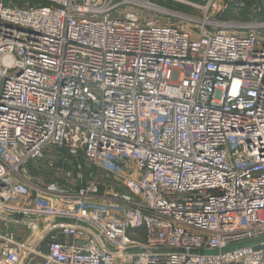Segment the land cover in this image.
Masks as SVG:
<instances>
[{
	"label": "built area",
	"instance_id": "built-area-1",
	"mask_svg": "<svg viewBox=\"0 0 264 264\" xmlns=\"http://www.w3.org/2000/svg\"><path fill=\"white\" fill-rule=\"evenodd\" d=\"M42 1L0 0V264H264V38ZM50 145L127 189L34 181Z\"/></svg>",
	"mask_w": 264,
	"mask_h": 264
},
{
	"label": "rangeland",
	"instance_id": "rangeland-1",
	"mask_svg": "<svg viewBox=\"0 0 264 264\" xmlns=\"http://www.w3.org/2000/svg\"><path fill=\"white\" fill-rule=\"evenodd\" d=\"M2 1L20 7L42 4V0ZM150 1L162 4L163 6L160 5L162 10H155L149 6H131L129 9L138 10L146 18L158 19L160 22H168L170 19L172 23H185L188 26L193 17L201 20L205 19L204 10L199 5H209L211 8L208 19L217 21L219 23L218 29H226L232 34H244L255 30L260 38H264V14L260 11V9L264 10V1L262 0H253V2H248L249 0H171L170 2L174 3L172 8L166 6L167 0ZM212 5H216V7L213 8ZM64 152L61 147L53 145L46 147L43 156L31 160V163L36 168L39 167L41 171L32 174L27 166L28 175L41 184L60 180L72 188H78L86 180L92 179L100 185L102 193L113 189L116 191L127 189L117 176L94 165L82 153L72 156L68 151L66 155ZM78 164H81L82 171H77V169H80ZM86 168L90 169L88 174ZM78 172H81V174H78Z\"/></svg>",
	"mask_w": 264,
	"mask_h": 264
},
{
	"label": "crops",
	"instance_id": "crops-1",
	"mask_svg": "<svg viewBox=\"0 0 264 264\" xmlns=\"http://www.w3.org/2000/svg\"><path fill=\"white\" fill-rule=\"evenodd\" d=\"M169 1H171V0H169ZM262 1H264V0H262ZM248 2H253V0H249ZM199 6H202V5H199ZM258 9H259V7H258ZM260 11L263 12V14H264V10L260 9ZM168 23H172V21H170V19H169ZM30 201L33 202V200H30ZM8 231H13L18 240H24L29 235V232H30V230L23 223L14 222V223H10L9 226H6L4 221H2V219H0V242L2 240L1 237L3 235H5ZM46 251H47L46 242L39 244V246L37 244V253H31L29 255H25L23 258L22 264H42L43 256L46 253Z\"/></svg>",
	"mask_w": 264,
	"mask_h": 264
},
{
	"label": "trees",
	"instance_id": "trees-1",
	"mask_svg": "<svg viewBox=\"0 0 264 264\" xmlns=\"http://www.w3.org/2000/svg\"><path fill=\"white\" fill-rule=\"evenodd\" d=\"M160 1H164V0H160ZM6 3V2H5ZM45 2L42 1V4H44ZM159 5H162V4H159ZM174 5V3L170 2L169 0L166 1V6L172 8ZM163 6V5H162ZM182 6V5H181ZM184 8V7H183ZM174 9V8H173ZM64 152V154L66 155L67 151L65 149H62ZM68 156V155H67ZM32 161H30L27 166H28V169L29 171L32 173V174H37L39 173V170L41 171V169H39V167H35L32 163ZM88 171H87V174L90 172V169L86 168ZM49 180V179H48Z\"/></svg>",
	"mask_w": 264,
	"mask_h": 264
},
{
	"label": "bare ground",
	"instance_id": "bare-ground-1",
	"mask_svg": "<svg viewBox=\"0 0 264 264\" xmlns=\"http://www.w3.org/2000/svg\"><path fill=\"white\" fill-rule=\"evenodd\" d=\"M146 6H148V5H146ZM154 8H156V9H158V10H162V8H160V7H159V8H158V7H154Z\"/></svg>",
	"mask_w": 264,
	"mask_h": 264
}]
</instances>
